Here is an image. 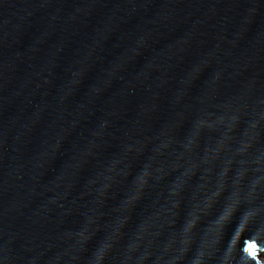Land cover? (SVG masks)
I'll return each instance as SVG.
<instances>
[{
    "label": "water",
    "instance_id": "95a60500",
    "mask_svg": "<svg viewBox=\"0 0 264 264\" xmlns=\"http://www.w3.org/2000/svg\"><path fill=\"white\" fill-rule=\"evenodd\" d=\"M262 252L264 0H0V264Z\"/></svg>",
    "mask_w": 264,
    "mask_h": 264
},
{
    "label": "snow or ice",
    "instance_id": "6c2138e0",
    "mask_svg": "<svg viewBox=\"0 0 264 264\" xmlns=\"http://www.w3.org/2000/svg\"><path fill=\"white\" fill-rule=\"evenodd\" d=\"M257 247L258 245L256 243L248 244L245 248V251L248 253V255L255 260L257 257Z\"/></svg>",
    "mask_w": 264,
    "mask_h": 264
},
{
    "label": "bare ground",
    "instance_id": "6f19581e",
    "mask_svg": "<svg viewBox=\"0 0 264 264\" xmlns=\"http://www.w3.org/2000/svg\"><path fill=\"white\" fill-rule=\"evenodd\" d=\"M258 260H262L264 262V252L258 253Z\"/></svg>",
    "mask_w": 264,
    "mask_h": 264
}]
</instances>
